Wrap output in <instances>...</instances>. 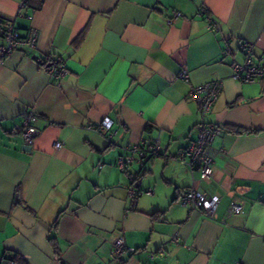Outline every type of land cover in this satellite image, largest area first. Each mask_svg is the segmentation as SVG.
I'll return each mask as SVG.
<instances>
[{
  "label": "crops",
  "instance_id": "crops-1",
  "mask_svg": "<svg viewBox=\"0 0 264 264\" xmlns=\"http://www.w3.org/2000/svg\"><path fill=\"white\" fill-rule=\"evenodd\" d=\"M7 20L37 37L0 56V264H264V80L231 77L241 41L264 54V0H0V44ZM216 79L201 117L190 92ZM201 120L221 128L209 180L177 157ZM143 138L158 154L119 168ZM190 187L219 196L212 217L181 204ZM117 236L134 251L113 259Z\"/></svg>",
  "mask_w": 264,
  "mask_h": 264
},
{
  "label": "built area",
  "instance_id": "built-area-1",
  "mask_svg": "<svg viewBox=\"0 0 264 264\" xmlns=\"http://www.w3.org/2000/svg\"><path fill=\"white\" fill-rule=\"evenodd\" d=\"M199 13L204 15L209 25H213L207 9L205 7L199 8ZM179 11H173L170 17L166 18L167 23H171L175 18L179 17ZM215 25V24H214ZM1 37L4 44H0V56H6L12 49L21 46H34L37 37V31L30 28L25 36L19 34L15 29L11 20L3 22ZM238 48L242 54L241 60L234 59L231 63L232 74L231 77L238 82H254L264 80V54L256 56L254 54L253 46L248 41H241ZM224 52L230 53L229 46L226 45ZM51 74L56 77H62L66 70L61 64L56 65L50 69ZM177 77L188 81L189 73L186 69H180ZM222 87V80L216 79L201 85L194 86L190 92L191 96L196 100L201 117H204L212 108L218 94ZM38 115L33 112L25 114V121L20 129L24 143L27 146H32L36 137L40 133V129L36 126ZM100 131H107L112 126V120L109 117L102 119L98 125H93ZM196 138L191 140L187 146L179 150L177 157L184 161L190 169H197L200 173V178L209 180L213 175V156L210 152V144L213 137L221 131L217 124L205 122L201 120L200 123L194 126ZM62 146L61 141H55L53 148L57 149ZM159 152V145L156 140L143 138L141 142L134 145L129 152L121 153L117 156V165L121 169H125L133 160L144 163L157 155ZM133 191L132 189L130 192ZM180 202L183 206L190 209L201 210L207 217H212L214 210L219 202V196L207 195L203 191L190 187L184 190L180 196ZM241 206L235 201H231L227 210L228 215L232 213H239ZM134 248L128 247L121 236L114 238L111 245V257L118 259L123 253L133 252ZM10 260H5L4 264H11Z\"/></svg>",
  "mask_w": 264,
  "mask_h": 264
},
{
  "label": "trees",
  "instance_id": "trees-1",
  "mask_svg": "<svg viewBox=\"0 0 264 264\" xmlns=\"http://www.w3.org/2000/svg\"><path fill=\"white\" fill-rule=\"evenodd\" d=\"M50 240H51V242H52V244L55 246V248H56V243H55V240H54V237H50Z\"/></svg>",
  "mask_w": 264,
  "mask_h": 264
},
{
  "label": "water",
  "instance_id": "water-1",
  "mask_svg": "<svg viewBox=\"0 0 264 264\" xmlns=\"http://www.w3.org/2000/svg\"><path fill=\"white\" fill-rule=\"evenodd\" d=\"M33 58L37 59V57H36V56H34ZM50 65H51V63H48V64H47V66H50Z\"/></svg>",
  "mask_w": 264,
  "mask_h": 264
}]
</instances>
